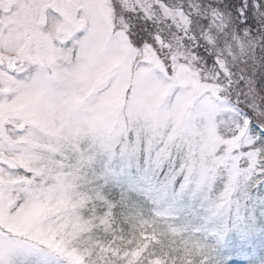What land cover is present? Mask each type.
I'll return each instance as SVG.
<instances>
[{
  "label": "snow or ice",
  "instance_id": "obj_1",
  "mask_svg": "<svg viewBox=\"0 0 264 264\" xmlns=\"http://www.w3.org/2000/svg\"><path fill=\"white\" fill-rule=\"evenodd\" d=\"M251 8L264 9V0L237 7L241 27ZM122 19L113 0H0V42L17 48L12 61L0 58V101L23 103L40 121L13 131L79 161L110 207L134 193L156 207L154 216L168 217L163 206L197 202L196 216L168 217L199 248L196 264H264V122L233 106L222 84L215 95L187 86L172 57L157 50L158 37L138 39ZM208 60L215 62L211 54ZM225 109L249 140L233 165L241 173L235 184L219 156L194 151L195 131L219 130ZM5 172L37 179L15 163L0 165V176ZM8 191L0 184V200ZM113 193L119 200L109 199ZM24 199L12 197L7 210L0 203V264H88L70 241L45 239L25 225Z\"/></svg>",
  "mask_w": 264,
  "mask_h": 264
},
{
  "label": "rangeland",
  "instance_id": "obj_2",
  "mask_svg": "<svg viewBox=\"0 0 264 264\" xmlns=\"http://www.w3.org/2000/svg\"><path fill=\"white\" fill-rule=\"evenodd\" d=\"M117 1L121 4L120 8L122 6L127 11L136 9L149 20L158 15L184 25L188 23V16H198V19L205 20V28H198V31L202 32L204 40L210 45L217 67L227 79L225 86L228 93L231 96V92H235L231 96L234 101L232 105L237 108L240 105V109L245 112L246 108L242 107L247 106L255 122H264V100L259 101L257 98L249 100L255 92L254 76H259L263 72L261 68L264 65V40L262 38V49L256 52L255 44L248 36H243V40L235 35L226 36L228 19L210 6L217 0H204L201 9L197 5L199 1L193 3L191 0L176 2L175 8L167 7L162 0ZM60 2L68 3L70 0ZM254 10L264 19L259 10ZM31 22L29 13V24ZM118 23L123 21L120 20ZM52 29H56L55 23H52ZM262 30L264 32V23ZM26 31L36 36L30 27L26 28ZM137 38L148 39L139 32ZM159 42L161 43V40ZM165 46L168 47L167 44ZM233 47L236 52H233ZM162 53L172 57L179 80L187 86L195 84L201 91L211 90L213 95L220 90V85L213 81L214 77H211V81L210 79L203 81L197 67L185 61L177 50ZM148 54L154 59V54L150 50ZM16 55L15 46L0 42V58L8 62L9 58L14 59ZM249 61L251 70L240 68L237 64L239 62L248 64ZM231 71L236 72L239 77L242 72H246L247 76L241 86ZM217 120L219 130L216 125L210 124L203 130L195 131L197 144L194 151L219 156L220 167L232 170L230 179L235 184L241 173L233 168V165L240 159L249 140L243 126L233 122L231 111L225 109ZM18 121L22 123L18 124ZM33 121L32 113L26 110L23 103L0 101V165L15 163L21 168L34 171L37 177L34 181L23 176L9 179L8 172L0 176V184H5L9 189L0 200L5 210L11 206L9 201L12 197L23 196L25 208L22 211L25 225L40 229L45 239L70 241L73 249L87 254L88 264H129L130 261L142 264L141 256L145 248L153 242L166 246L169 258L178 262L182 261L180 259L198 256L199 248H195L192 241L182 236L181 231L173 227L168 218L179 216L180 219H185L196 216L200 212L197 202L184 201L176 205L163 206V211L168 217L154 216L156 207L142 203L134 193L127 194L128 199L125 203H117L115 207H110L109 203L104 201V197L99 196L80 173L79 161L69 162L59 149H53L31 136L18 137L16 131H13V129L18 131L21 126L29 128L40 126V121ZM236 127H240L241 130L232 135L231 130ZM224 136L229 138L224 139ZM217 149H223L222 156ZM109 199L119 200V197L113 193ZM134 229L139 236L145 238L144 242L140 243L139 239L133 237ZM147 264L160 263L156 258H149Z\"/></svg>",
  "mask_w": 264,
  "mask_h": 264
},
{
  "label": "trees",
  "instance_id": "obj_3",
  "mask_svg": "<svg viewBox=\"0 0 264 264\" xmlns=\"http://www.w3.org/2000/svg\"><path fill=\"white\" fill-rule=\"evenodd\" d=\"M165 2L167 7L175 8L176 2H183L185 0H162ZM193 3L199 1L197 3L198 8H202L204 5V0H191ZM243 0H217L214 1L210 6L215 8L217 11L223 13L226 18L228 19V26L225 29L226 36H238L243 40V36H248L250 40L255 44L256 52L262 49L263 43L262 38L264 40V32L262 30V24L264 23V19L260 17V14H257L254 8L249 9L248 12V20L249 23L241 27L240 25V18L237 14V7L242 4ZM255 2V0H248V4L251 5ZM117 8L118 16H122L124 24L130 25L133 30L136 32L138 36L139 33H143L149 40H151L152 36L158 37V43L161 40L160 47H158V51L170 53L172 51L177 50L183 56L182 58L185 61H189L191 64H194L197 69L199 70V76L203 81L206 79H210L214 77L215 83L217 85H223L224 89V96L231 99L233 103V96L235 92H231V96L228 93L227 87V79L225 75L219 70L217 67L216 62H209V54L214 58L215 55L210 49V45L204 40L202 32L198 31V28H205L206 21L198 19V16H188V23L187 25L173 22L168 20V18H164L158 15L155 18L148 19L146 18L142 12L140 11H127L124 10L120 3L117 0H113ZM262 15H264V9L259 10ZM197 17V18H196ZM138 31V32H137ZM233 37V36H232ZM168 45L166 47L165 45ZM163 48V49H162ZM233 52L236 50L233 47ZM164 54V53H163ZM165 55V54H164ZM230 58V57H228ZM250 61L248 64H238L240 68L251 70ZM261 70L263 71L259 76H254V85L253 89L255 92L249 100L258 99L259 101L264 100V65L262 66ZM233 72V71H231ZM219 74V82H217V75ZM233 76L237 79L238 84L241 86L244 83L245 77L247 76L246 72H242L240 77L237 75L236 72H233ZM209 81V80H208ZM240 108V105H238ZM242 108H246L245 110L251 114V112L247 109V106ZM262 151H264V145L259 146ZM136 231V232H135ZM163 231V230H158ZM134 233V238L137 240L139 239L140 243L144 242L145 238H142L138 235L136 229L132 230ZM168 240V239H167ZM171 240V238H169ZM172 242V240L170 241ZM167 247L161 244L151 243L149 244L142 256L141 261L142 264H147L149 258H156L159 260L160 264H196L197 256H193L190 258L180 259L182 261L178 262L175 259H170Z\"/></svg>",
  "mask_w": 264,
  "mask_h": 264
},
{
  "label": "water",
  "instance_id": "obj_4",
  "mask_svg": "<svg viewBox=\"0 0 264 264\" xmlns=\"http://www.w3.org/2000/svg\"><path fill=\"white\" fill-rule=\"evenodd\" d=\"M12 60H13V59H12V58H10V59H9V62H10V61H12Z\"/></svg>",
  "mask_w": 264,
  "mask_h": 264
}]
</instances>
